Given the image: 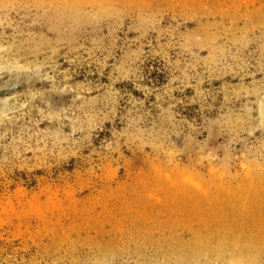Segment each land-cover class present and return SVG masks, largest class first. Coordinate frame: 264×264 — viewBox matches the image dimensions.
<instances>
[{
	"label": "rangeland",
	"instance_id": "rangeland-1",
	"mask_svg": "<svg viewBox=\"0 0 264 264\" xmlns=\"http://www.w3.org/2000/svg\"><path fill=\"white\" fill-rule=\"evenodd\" d=\"M0 264H264V0H0Z\"/></svg>",
	"mask_w": 264,
	"mask_h": 264
}]
</instances>
